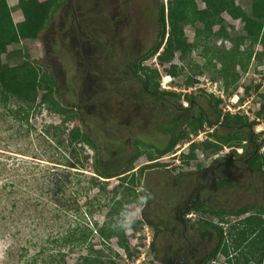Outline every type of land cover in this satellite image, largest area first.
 Returning <instances> with one entry per match:
<instances>
[{
  "label": "rangeland",
  "instance_id": "obj_1",
  "mask_svg": "<svg viewBox=\"0 0 264 264\" xmlns=\"http://www.w3.org/2000/svg\"><path fill=\"white\" fill-rule=\"evenodd\" d=\"M51 1L55 3L61 0ZM168 1L64 0L41 39L23 42L22 61L40 66L45 74L57 77L61 100L67 107H79L86 123L81 124L79 120L67 123V130L62 135L65 148L57 149V140L44 133L50 124L61 130L64 117L44 106L41 107V113L32 117L36 131H32L28 138H12L7 130L10 126L5 124V120L0 121V264H47L59 250L56 242L67 237L66 231L69 229H74V233L87 237L89 241L73 250L61 249L66 255L65 264H80L81 259L98 251H101L105 262L110 264H147L151 259L149 244L152 238L147 222H165L164 212L171 209L180 194L190 191L196 185L198 175L194 176L192 173L213 162L216 155L205 154L197 149L194 152L195 160H191L189 164L181 157L177 161L179 153H191L192 144L198 146L210 139L208 132L214 129L208 127L190 138L188 146L187 142L179 144L175 149V156L156 155L154 161L148 158L147 152L156 153L167 146L169 134L166 130L170 122L168 116L171 112L176 117L178 114L167 103L162 108L160 101L142 92L141 78H135L129 66L144 56L154 44L158 29V5L164 3L167 6ZM251 1L235 0L245 11H248ZM0 3L9 9L18 29L25 26L23 14L18 9V0H0ZM198 5L205 7L201 2ZM223 17L227 20L229 31L231 27L237 32L241 31L239 20H231L227 14H223ZM218 29L219 26L214 27V31ZM186 38L189 43L194 39L193 27L190 25L186 27ZM208 42V39L202 38L199 47H206ZM224 44L228 49L231 47L229 42ZM248 45L249 42L246 41L241 49ZM11 49L12 47L9 48ZM256 49L260 51L261 48L258 46ZM175 52L171 64L177 65L181 72L176 77L168 75L171 65L158 66L156 57L147 59L143 66L158 69L161 74V90L177 91L183 97L194 95L195 109L192 114L201 110L210 120L215 121L209 95H202L200 90H195V84L189 78L195 68L202 67V74L196 80L199 78L200 85L213 90L210 82L218 81L216 83L219 86L224 85L223 77L215 70L205 68L206 60L200 58L196 51L185 60L181 58L186 52L185 47H177ZM5 60L12 65L18 62L12 56ZM215 61L216 58L213 62ZM237 71L241 74L238 89L230 91L236 92L241 98L237 104L240 107L239 113L257 123L254 132L260 133L256 137L261 141L264 138V114L260 113L264 105V60L262 63L252 60L248 68L239 65ZM258 85L261 87L257 90ZM246 88H249L248 92ZM231 98L235 99L232 96L226 102L222 101L221 110L226 108ZM40 102L41 99L37 103ZM183 106H188L187 101L184 100ZM223 112L229 113L225 110ZM184 124V128L188 129ZM73 128L82 136L90 133L99 152L86 147L84 153L79 154L77 151L74 155L71 152L74 147L70 145L67 135ZM49 132L54 134L55 128ZM240 133L250 135V131L246 129H242ZM139 139L145 144L138 145L143 154L134 162L130 172L137 180H141L138 187H131V191L139 194L138 201L130 199L127 203L122 194L115 202L124 217L118 223L136 226L135 229L127 228L125 232L131 252L136 253L129 257L117 246L116 238L104 243L96 232L90 238L86 233L82 234L81 229H84L85 224L91 229L94 223H97L98 228L103 226L105 214L109 211L106 205L109 199L107 194L115 187L123 189L119 178L106 180V189H90L88 181L95 176V159L100 158L102 165L107 166L118 164V160H127L134 143ZM44 140L48 143H44ZM226 150L230 149L223 148L222 154ZM261 151L263 153L264 149ZM86 154L90 157L89 162H84V168H81L77 159L82 163ZM218 154L222 155L221 152ZM152 164L156 166L145 170L140 176V169ZM236 165L240 167L239 170ZM236 165L234 166L238 171L235 174L239 175V186H226L209 192L206 197L216 194L212 200L218 207L227 204L228 208L235 210L250 206L251 203L262 204L263 176L249 173L243 163ZM79 173H83V176ZM252 187H256V193H251ZM96 195L107 197L99 201L101 211L98 210L99 202L92 201ZM129 195L125 194L126 199ZM61 203L67 204L69 209H65ZM248 215L249 212L240 216L226 215L227 221L221 225L223 231L228 232L231 225ZM209 218L220 223L217 217ZM215 262L228 264L221 255Z\"/></svg>",
  "mask_w": 264,
  "mask_h": 264
},
{
  "label": "trees",
  "instance_id": "obj_2",
  "mask_svg": "<svg viewBox=\"0 0 264 264\" xmlns=\"http://www.w3.org/2000/svg\"><path fill=\"white\" fill-rule=\"evenodd\" d=\"M63 2L64 0L55 3L51 0L44 2H40L39 0H18V9L22 12L25 19V26L19 29L16 27L9 9H6L0 3V121L5 120V124L10 126L7 130L12 138H28L31 136L32 131H36L35 125L32 123V117L37 113H41V107L44 106L47 110L64 117L61 130L57 126L50 124L44 133L45 136L49 134L48 136L57 140V149L65 148L62 135L67 130L66 124L73 120H79L81 124L85 125L84 114L76 105L67 107L63 103L59 96L60 84L57 77L45 74L40 66L37 67L24 60L22 61L21 58L24 53L23 42L41 39L43 32L47 29L50 21ZM199 2L204 4L205 7H199ZM223 14H227L231 20H239L241 31L237 32L234 27H231V31H229L227 28L229 25L226 22L227 20L224 19ZM189 25L193 27L194 39L191 43L186 38V27ZM216 26H219V29L214 31V27ZM204 37L209 42L206 47L201 48L199 47V41ZM246 41L249 42L248 47L241 49V45ZM225 42L231 44L229 49L226 48ZM258 46L261 48L260 51L256 49ZM10 47H12L11 50H9ZM177 47L186 48V52L181 57L182 60H185L187 56L196 51L200 58L206 60L204 67L218 72L223 77L224 84L219 86L216 83L218 81L214 82L223 91V98L212 93L206 87L197 88L202 95H209L210 106L215 116V121L210 120L207 114L201 110L197 114L187 112L184 120L171 114L170 127L166 130L169 134L167 146L156 153L147 152L148 158L151 161L155 160L156 155L162 157L174 154L179 144H183L189 141L190 138H194L205 127L213 128L212 132H208L209 140L200 143L198 146L192 144L190 146L192 149L191 153L181 155L182 160L186 164H189L191 160H195L196 155L194 152L196 149L201 150L205 154L217 155L225 146H237L231 142L246 140L250 137L240 132L221 133L220 130L213 127V124L217 126L223 124L237 129L240 127L254 129L257 124L255 120L251 121L249 117L239 113V111L234 114L224 113V109L221 110L220 105L222 101L226 102L228 97L230 98L237 94L234 91H230L238 89L241 74L237 71V67L243 65L245 68H248L252 60L259 63H262L264 60V0H252L248 11L237 5L235 0H169L167 6L164 3L158 5V29L155 42L144 56L130 64L129 69L135 78H141L142 92L151 93L155 96H168V107L173 109L172 111L184 108V100L188 104H191L195 100V96L188 95L183 97L174 91L161 90L159 81L161 78L160 72L157 68L144 67L143 62L149 58L156 57L158 61L157 65L166 66V64H170L171 67L168 75L176 77L181 73L180 69L177 65L171 63L175 58V49ZM10 56L18 59L15 65L5 62V59ZM215 58L217 61L213 62ZM201 70H203L202 67L195 68L192 71L191 78H189L195 86L199 85V78L198 81L196 78L202 74ZM260 87L261 85H258L256 89L258 90ZM248 91L249 88H246V92ZM262 97L264 98V94ZM39 99H41V102L37 103ZM260 113L264 114L263 108ZM184 123H186L188 129L184 128ZM54 128V134L50 133L49 131ZM253 133L255 137L260 134ZM67 135L70 139V145L74 147L71 150L74 155H76L77 151L79 154L81 152L84 153L86 147L97 149L99 152V147L92 139L90 133L82 136L76 128H73ZM44 143H48V141L44 140ZM138 145L143 146L145 144L140 139L136 140L128 159H123L122 162L118 160L116 161L118 164L115 165L113 163L108 166L102 165L100 158L95 159L93 169L95 176L88 181L90 189L102 187L106 189L108 185L106 180L119 178L122 181L123 191L121 187H115L107 194L109 195L107 196L109 199L106 205L109 207V211L105 214L103 226L98 228L97 223H94L91 229L88 224H85L84 229H81L82 234L86 233V236H90V238L96 232L104 243L116 238L117 246L129 257H133L136 253L131 252L125 232L127 228L135 229L136 226L134 224L121 225L118 223V220L124 217L120 214L118 205L115 202L122 194L124 201L127 203L130 202V199L138 201L139 194L131 191V187H138L141 184V180H137L130 173L133 170L134 162L143 154ZM259 146L260 148H264V138L259 143ZM89 159L88 154L83 156L82 163H80L78 158V166L84 168V162H89ZM74 165L77 166L75 163ZM154 166L156 165L143 166L140 169V176H142L145 170ZM70 167L76 169L73 166ZM198 167L200 168L201 165H198ZM251 167L261 173L264 178V152L255 156L251 162ZM79 174L83 176V173ZM78 183L79 181L76 184ZM125 184L126 187H124ZM227 184H232V182L221 181L218 183V186L221 188ZM127 193L130 194L128 199L125 197ZM107 197L105 195H100V197L96 195L92 201L98 203L101 198ZM61 204L65 209H69L67 204ZM100 204L99 202V211L102 210L101 208L99 209ZM58 211H60V207ZM206 212L208 211L206 210ZM247 212H250V215L240 218L236 224L231 225L228 232H224L223 228L220 227L221 238L217 246L203 259L201 264H210L211 262L216 264L215 259L219 255L225 257L228 264H264V203L259 207L245 208L233 214L240 216ZM219 214V212L212 213V215ZM222 220L224 222L227 221V219ZM206 227L214 226L211 223H207ZM77 230L78 228L75 229V231ZM66 233L68 234L67 237L64 236L59 243L58 241L56 242V247L59 250L54 255L55 258L51 257V260L47 264H65L66 261L64 259L66 255L62 253L61 249L69 248L73 250L89 241L87 237H81L79 234L74 233V229H69ZM76 234L77 236L75 237ZM80 264L110 263L105 262L101 251H98L92 252L89 257L81 259Z\"/></svg>",
  "mask_w": 264,
  "mask_h": 264
},
{
  "label": "flooded vegetation",
  "instance_id": "obj_3",
  "mask_svg": "<svg viewBox=\"0 0 264 264\" xmlns=\"http://www.w3.org/2000/svg\"><path fill=\"white\" fill-rule=\"evenodd\" d=\"M145 94L160 101L162 108L169 102L168 96ZM194 105L193 101L187 107L178 108L175 111L178 114L177 118L184 120L187 112L193 111ZM171 114L173 115V113H170L168 116L170 121ZM168 125L167 129L170 127V122ZM213 125L215 129L221 130L225 134L241 132L242 129H246L250 131V135L246 136L250 137L246 140L231 142L237 146H225V149L230 150H226L225 154H222L221 151L222 155L217 154L212 163L193 172L194 176L198 175L196 185H193L190 191L186 190L180 194L171 209L168 212H164L166 216L165 222L160 224L147 222L152 233L149 244L151 259H149L147 264H201L203 259L217 246L221 238L219 229L221 225L225 224L222 219L226 220V215L234 216L233 213L235 212L254 206L259 207L264 203L263 200L262 204L254 203L252 205L251 203L250 206L235 210L228 208L227 204L218 207V204L212 200L216 194L206 197L209 192L223 189L226 186H239V175L235 173L240 167L236 164L243 163L244 168L249 173L260 175L261 173L251 167V162L255 156L262 154L261 149H264L259 146L263 139L260 141L254 136V129H248L247 127L237 129L223 124ZM234 165L237 166L238 170H236ZM221 181L232 182V184H227L220 188L218 183ZM256 191V187H252L251 193H256ZM213 212H219L220 214L212 215ZM209 217H217L220 223L211 221ZM207 223L213 224L214 227H206ZM210 246H212L211 250L206 252Z\"/></svg>",
  "mask_w": 264,
  "mask_h": 264
},
{
  "label": "built area",
  "instance_id": "obj_4",
  "mask_svg": "<svg viewBox=\"0 0 264 264\" xmlns=\"http://www.w3.org/2000/svg\"><path fill=\"white\" fill-rule=\"evenodd\" d=\"M209 85H212L213 86V90H211L214 94H216L217 96H220L221 98H223L224 97V94H223V91H221L218 87H217V84L216 83H211L210 82V84ZM237 100H238V98H236V100H230V104H228V105H226V108L224 109L225 111H228V112H230V113H232V114H234V113H236L238 110H239V108L237 107V108H235V107H233L232 106V104H235L236 102H237Z\"/></svg>",
  "mask_w": 264,
  "mask_h": 264
},
{
  "label": "clouds",
  "instance_id": "obj_5",
  "mask_svg": "<svg viewBox=\"0 0 264 264\" xmlns=\"http://www.w3.org/2000/svg\"><path fill=\"white\" fill-rule=\"evenodd\" d=\"M169 78H170V77H169ZM164 81H165V80H164ZM164 83H165V82H164ZM169 83H170V81H169ZM169 83H168V84H169ZM200 87H203V86L199 84L198 86H195L194 89L196 90L197 88H200ZM204 87H205V86H204ZM206 88H208V87H206ZM167 89H169V88H166V90H167ZM208 89L211 91L210 88H208ZM175 91H176V90H175ZM176 92H177V91H176ZM212 93H213V92H212ZM234 98H235V99H234ZM236 98H238V100H237V102H236L235 104H232V106L235 107V108H237V107L240 108L239 106H237V104H238V102H239V99H240V97H239L238 94H236V95L233 96V99H234V100H236ZM230 100H232V98L229 99L228 104H230ZM232 101H233V100H232ZM187 105H188V104H187ZM224 109H225V108H224ZM229 113H230V112H229ZM236 113H238V111H237ZM231 114H232V113H231ZM188 144H190V143H187L186 145L188 146ZM178 146H179V145H178ZM178 146H177V147H178ZM175 154H176V152H175L174 154H172V156H175ZM181 155H182V154L179 153V155H178L179 157H178L177 161H179Z\"/></svg>",
  "mask_w": 264,
  "mask_h": 264
}]
</instances>
